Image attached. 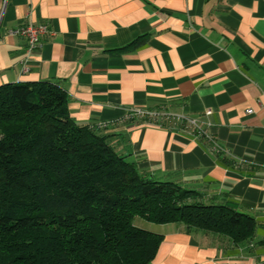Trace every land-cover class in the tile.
<instances>
[{"label": "crops", "instance_id": "1", "mask_svg": "<svg viewBox=\"0 0 264 264\" xmlns=\"http://www.w3.org/2000/svg\"><path fill=\"white\" fill-rule=\"evenodd\" d=\"M29 23L51 30L31 56L10 32ZM26 81L58 82L71 116L105 122L102 132L142 172L259 223L250 243L235 245L137 218L163 235L148 264H264V0H0V85ZM135 110L200 117L223 150Z\"/></svg>", "mask_w": 264, "mask_h": 264}, {"label": "trees", "instance_id": "2", "mask_svg": "<svg viewBox=\"0 0 264 264\" xmlns=\"http://www.w3.org/2000/svg\"><path fill=\"white\" fill-rule=\"evenodd\" d=\"M69 101L58 82L0 85V264H148L163 235L137 218L179 222L188 233L211 231L235 245L254 239L252 216L142 172L101 122H77Z\"/></svg>", "mask_w": 264, "mask_h": 264}, {"label": "built area", "instance_id": "3", "mask_svg": "<svg viewBox=\"0 0 264 264\" xmlns=\"http://www.w3.org/2000/svg\"><path fill=\"white\" fill-rule=\"evenodd\" d=\"M12 34L20 35L24 37L27 41V52L28 56H31L32 53L42 45L43 37L51 33L50 27L46 23L34 24L29 23L26 25L19 26L17 28L11 29ZM27 61H24L22 66V73L28 71ZM248 112L252 113L253 109H249ZM211 111H206V114H210ZM134 114H137L141 117H150L153 120H172L176 122H184V127L188 128L192 133L203 136L208 139L215 151L223 150L218 142H216L204 129L203 122L200 117L197 116H187L182 114H172V113H156V112H147L145 110H135ZM173 120V121H174ZM163 121V120H162ZM176 124V123H175ZM105 122H101L100 126H106Z\"/></svg>", "mask_w": 264, "mask_h": 264}]
</instances>
